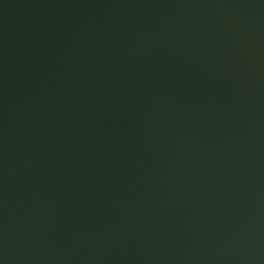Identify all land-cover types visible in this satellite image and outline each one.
Wrapping results in <instances>:
<instances>
[{
    "label": "water",
    "instance_id": "1",
    "mask_svg": "<svg viewBox=\"0 0 264 264\" xmlns=\"http://www.w3.org/2000/svg\"><path fill=\"white\" fill-rule=\"evenodd\" d=\"M0 264H264V0H0Z\"/></svg>",
    "mask_w": 264,
    "mask_h": 264
}]
</instances>
